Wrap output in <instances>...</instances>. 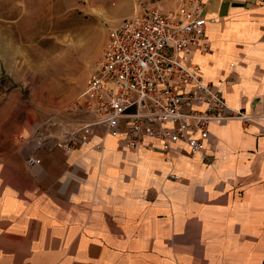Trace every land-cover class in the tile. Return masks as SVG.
Instances as JSON below:
<instances>
[{"label":"crops","instance_id":"crops-1","mask_svg":"<svg viewBox=\"0 0 264 264\" xmlns=\"http://www.w3.org/2000/svg\"><path fill=\"white\" fill-rule=\"evenodd\" d=\"M204 1L194 62L254 118L211 123L169 162L101 129L71 151L22 139L0 160V264H264V0Z\"/></svg>","mask_w":264,"mask_h":264},{"label":"built area","instance_id":"built-area-1","mask_svg":"<svg viewBox=\"0 0 264 264\" xmlns=\"http://www.w3.org/2000/svg\"><path fill=\"white\" fill-rule=\"evenodd\" d=\"M204 0H175L170 9L152 4L124 18L107 33L102 53L86 87L67 108L72 119L54 130L38 131L36 148L71 151L101 129L124 149L159 147L171 161L176 143L190 153L201 151L211 123L254 116L227 105L222 94L204 82L196 54L209 52ZM261 116H264L262 113ZM56 126V127H55ZM101 150L102 142L96 145ZM36 164L34 157L27 159ZM178 180L179 176L169 173Z\"/></svg>","mask_w":264,"mask_h":264},{"label":"rangeland","instance_id":"rangeland-1","mask_svg":"<svg viewBox=\"0 0 264 264\" xmlns=\"http://www.w3.org/2000/svg\"><path fill=\"white\" fill-rule=\"evenodd\" d=\"M152 4L170 9L175 1L0 0V160L22 139L36 146L47 119L56 126L72 119L67 108L93 74L108 31Z\"/></svg>","mask_w":264,"mask_h":264}]
</instances>
